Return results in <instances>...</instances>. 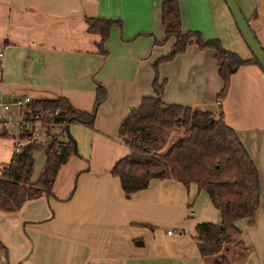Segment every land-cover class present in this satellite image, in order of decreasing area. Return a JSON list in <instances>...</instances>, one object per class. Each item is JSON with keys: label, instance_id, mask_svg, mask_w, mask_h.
I'll return each instance as SVG.
<instances>
[{"label": "crops", "instance_id": "0c3cea01", "mask_svg": "<svg viewBox=\"0 0 264 264\" xmlns=\"http://www.w3.org/2000/svg\"><path fill=\"white\" fill-rule=\"evenodd\" d=\"M164 1L0 0V90L6 101L63 97L90 112L96 83L106 89L93 128L68 125L77 154L59 168L50 195L27 200L15 212L0 210L5 247L0 264H214L218 259L201 256L197 248L196 225L219 223L221 215L195 183L152 179L125 198L111 174L129 153L119 125L153 93L152 64L174 42H159ZM176 1L183 31L218 39L243 59L253 57L222 0ZM236 2L264 50V0ZM87 17L121 21L104 42L105 55L98 52L100 36L87 30ZM158 77L165 81L167 104L221 108L257 166L259 206L250 219L235 223L237 232L221 253L230 250L225 256L231 264H264V72L254 63L238 67L225 97L217 100L222 80L213 50L190 44L159 64ZM15 145V139L0 136V168L11 160ZM35 165L36 159L33 173Z\"/></svg>", "mask_w": 264, "mask_h": 264}, {"label": "trees", "instance_id": "16d2710c", "mask_svg": "<svg viewBox=\"0 0 264 264\" xmlns=\"http://www.w3.org/2000/svg\"><path fill=\"white\" fill-rule=\"evenodd\" d=\"M86 23L89 32L100 36L98 52L105 55L104 42L113 27L121 26V21L87 17ZM161 25L164 35L159 42L165 43L170 38L174 42L170 51L152 64L153 93L143 96L119 125V138L129 153L115 163L111 174L119 179L125 198L147 188L152 179L171 178L186 187L195 183L198 190L207 193L221 215L219 223L196 225L199 254L219 255L214 264H231L220 253L225 243L230 241L231 233L237 232L235 223L242 218L250 219L259 206L261 186L258 168L237 133L225 123L221 108L218 112L198 110L180 104H167L162 100L165 81H159L158 66L183 53L190 44L213 50L222 80L217 100L225 97L230 76L238 67L254 63L264 70L254 56L243 59L225 49L218 39L205 40L197 31H183L176 0L162 3ZM105 97V87L96 83L95 100L90 112L74 108L63 97L31 99L21 108V115H30L33 124L40 122L44 134L50 139L46 147L34 141L28 142L20 151L13 152L11 160L1 166V211L15 212L27 200L50 195L59 168L77 154L76 143L68 134L67 125L80 123L93 128L95 112ZM23 108L27 109L26 113ZM34 129L21 125L18 137L29 139ZM52 130L57 132L53 134ZM63 134L65 140H61ZM0 136L17 141L16 135L5 130L0 131ZM39 151H44L45 160L36 180L31 181L34 154ZM4 248L0 241V249Z\"/></svg>", "mask_w": 264, "mask_h": 264}, {"label": "built area", "instance_id": "2783aa9c", "mask_svg": "<svg viewBox=\"0 0 264 264\" xmlns=\"http://www.w3.org/2000/svg\"><path fill=\"white\" fill-rule=\"evenodd\" d=\"M4 54L3 51L0 50V68L3 66ZM30 98L25 97L21 99H15L14 101H6L3 97V94L0 90V131H7L12 135L20 134L21 125L30 126L29 129L36 127V124L32 122H25V118L21 116L20 110L24 107L28 102H30ZM13 107L17 110L13 113ZM15 129V130H14ZM32 140L37 144H46L44 136V132H39L34 129L32 133ZM45 141V143H43ZM21 144L16 141V145L14 148V152L20 151ZM189 214H193L191 210L188 212Z\"/></svg>", "mask_w": 264, "mask_h": 264}, {"label": "water", "instance_id": "95a60500", "mask_svg": "<svg viewBox=\"0 0 264 264\" xmlns=\"http://www.w3.org/2000/svg\"><path fill=\"white\" fill-rule=\"evenodd\" d=\"M226 7L228 8L229 12L231 13L234 22L237 26V29L242 36L244 42L246 43L247 47L249 48L252 55L257 60L258 64L264 70V51L255 39L253 33L251 32L246 19L244 18L236 0H222ZM134 108H131L130 111H133ZM68 128V125H67ZM66 128V129H67Z\"/></svg>", "mask_w": 264, "mask_h": 264}, {"label": "rangeland", "instance_id": "374dc122", "mask_svg": "<svg viewBox=\"0 0 264 264\" xmlns=\"http://www.w3.org/2000/svg\"><path fill=\"white\" fill-rule=\"evenodd\" d=\"M13 110L14 111H12V112L14 113L17 109L13 107ZM23 111L26 113L27 112V109L26 108H23ZM26 114H25V116L24 115H21V116H23V118H25L24 119L25 122L26 121L31 122L30 121L31 120L30 119L31 116L28 115V114L26 115ZM26 127L27 128H30V126H26ZM34 128H36V130H38L39 132H42V131L44 132V127L41 125L40 122H37L36 123V127H34ZM18 135H20V134H17L16 135L17 136V142L21 144V147L25 146L26 144H28V142H31V140H32V136L28 139V137L27 138H20V137H18ZM43 138H45L44 140H46V144H44V146L46 147V146H48V143H49L48 141H49L50 138L47 137L45 134H44ZM65 139H66V136L63 134L61 136V140H65ZM43 143H45V141ZM34 158L36 159V165H35V171H34V173L31 176V181H35L36 180L38 174L40 173V171L42 169V166H43V163H44V160H45L44 151L37 152L35 154V157ZM221 254H223V255L230 254V250H228V249L227 250H224L222 253H220V255ZM239 254L240 253L236 252V255H239Z\"/></svg>", "mask_w": 264, "mask_h": 264}]
</instances>
